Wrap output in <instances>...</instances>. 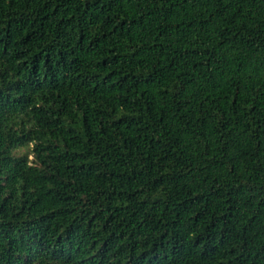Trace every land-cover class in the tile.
Segmentation results:
<instances>
[{
	"label": "trees",
	"instance_id": "obj_1",
	"mask_svg": "<svg viewBox=\"0 0 264 264\" xmlns=\"http://www.w3.org/2000/svg\"><path fill=\"white\" fill-rule=\"evenodd\" d=\"M0 264H264V0H0Z\"/></svg>",
	"mask_w": 264,
	"mask_h": 264
}]
</instances>
